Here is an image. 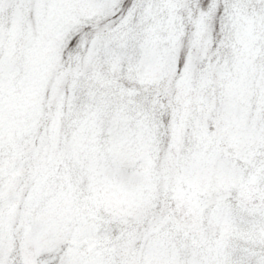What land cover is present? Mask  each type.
Wrapping results in <instances>:
<instances>
[{
  "label": "snow or ice",
  "instance_id": "6c2138e0",
  "mask_svg": "<svg viewBox=\"0 0 264 264\" xmlns=\"http://www.w3.org/2000/svg\"><path fill=\"white\" fill-rule=\"evenodd\" d=\"M0 264H264V0H0Z\"/></svg>",
  "mask_w": 264,
  "mask_h": 264
}]
</instances>
